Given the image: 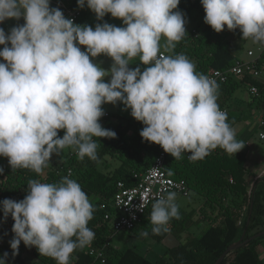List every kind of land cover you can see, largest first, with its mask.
I'll use <instances>...</instances> for the list:
<instances>
[{"label":"clouds","instance_id":"9594fccd","mask_svg":"<svg viewBox=\"0 0 264 264\" xmlns=\"http://www.w3.org/2000/svg\"><path fill=\"white\" fill-rule=\"evenodd\" d=\"M179 3L77 0L78 8L87 7L100 21L93 28L66 18L59 7H50L51 0H0V24L24 21L7 34L0 27V157L11 169L43 175L51 157L66 148L81 160H97L95 138L117 136L99 122L107 104L130 110L144 125L142 140L174 160L191 153L189 161H200L217 148L230 155L241 151L245 145L217 103V82L197 72L184 54H164L187 34ZM201 5L204 23L216 33L239 29L242 39L264 45V0H201ZM109 14L123 26L103 22ZM100 56L111 59L110 70L95 62ZM137 59L143 71L129 67ZM176 195L170 191L152 204L154 235L180 219ZM0 212L4 222L9 216L14 222L13 257L23 242L56 264H70L72 253L95 238L88 227L93 206L68 176L59 183L29 180L24 199L0 201ZM7 262L5 252L0 264Z\"/></svg>","mask_w":264,"mask_h":264},{"label":"trees","instance_id":"16d2710c","mask_svg":"<svg viewBox=\"0 0 264 264\" xmlns=\"http://www.w3.org/2000/svg\"><path fill=\"white\" fill-rule=\"evenodd\" d=\"M67 6L68 9L76 8L77 0H68ZM178 6L185 11L195 8L204 12L201 0H180ZM83 18L84 12L81 9V16L75 23L81 25ZM195 32H189L178 42L170 55L184 54L196 65L197 72L207 76L212 70H225L233 66L244 50L245 39H242L239 29L230 32L225 27L223 32L216 33L204 24ZM256 67L264 74L263 52L258 54ZM243 85H256L262 90L264 78H229L225 83L218 84L219 107L227 111V100ZM253 100L264 110V91L258 100ZM111 117L115 116L108 114L107 117H102L104 121L100 124L115 131L117 136L115 139L95 138L98 142V158L95 161L87 157L81 160L75 151L68 149V152L58 154L57 159L61 161L57 164L56 159L53 164L57 165L51 167L43 178H39L38 174L29 169L12 170L7 158L0 164L3 169V174H0V201L7 198L23 200L27 194L29 180L59 183L65 176L76 180L87 194L94 209L93 219L89 221L88 227L95 233V238L90 245L72 253L70 264H214L229 246L239 240L244 231L246 240L264 230V195L256 187H252L251 193H248V179L254 175L244 168L238 153L230 155L217 148L203 160L195 162L188 159L191 153H187L181 160H172L166 155V175L175 181H184L189 192L200 196L202 203L196 211L187 212L178 207L180 219L173 218L167 226V232L154 235L149 222L152 203L130 231L136 235L147 231V238L161 243L172 232L186 230L192 223L201 222L204 223L205 229L198 237L166 249L155 260L148 259L133 248L121 250L111 246L109 239L114 234L111 223L115 216L111 202L117 183L121 182L126 187L137 185L139 176L151 167L158 149L161 148L142 140L139 133L144 125L140 122L115 117L117 121L111 123L107 121ZM227 117L231 126L237 120L228 114ZM262 130L264 131V127ZM63 135V131L58 133L59 137ZM59 166H62L63 170L57 173ZM250 204L252 209L247 223ZM105 215H109L108 220L104 219ZM195 215L196 220L193 219ZM13 235L5 226L0 212V257L7 252V264H56L55 260L41 256L36 248H26L23 242L20 244L18 255L13 257L9 243ZM263 239L264 236L254 239L229 253L221 264H264L258 251ZM103 247L106 253L104 263L100 260L94 261L88 251ZM229 257L231 258L228 259Z\"/></svg>","mask_w":264,"mask_h":264},{"label":"rangeland","instance_id":"374dc122","mask_svg":"<svg viewBox=\"0 0 264 264\" xmlns=\"http://www.w3.org/2000/svg\"><path fill=\"white\" fill-rule=\"evenodd\" d=\"M178 10L185 14L186 17V24L185 29L186 33L185 36L188 35L189 32L193 28L199 29L204 26V16L205 12H201L198 9H191L188 11L182 10L178 6ZM86 17L89 19L92 23H99L100 21L96 20V17L94 13H92L88 8L86 10ZM108 15L104 17V21L107 20ZM109 24H114L117 27H122V21L113 19L111 16H109L108 19ZM184 36V37H185ZM163 44L164 40L162 39L161 45H162V51H163ZM244 48H253L255 50V53L260 52L261 45L259 43H253L251 39L245 40L243 43ZM84 51L85 49H81ZM171 51L164 52L165 55H170ZM243 58H245V54L243 55ZM96 63H99L101 67H103L105 70H110L111 64L113 63L110 58L105 56L97 57L95 60ZM102 62V63H101ZM130 63H133V65H130V68H135L137 66L141 67V71L144 70V66L139 64V60H134ZM136 63V64H135ZM264 74L261 73L260 79H263ZM110 77L105 78V82H108ZM248 85L239 87L231 97L228 107V112L230 116H235L238 119L234 122L232 127L236 131V139L240 142H242L245 147L238 152L240 161L242 164L252 166L257 169L258 165L261 164V160H264V139L259 138V134H264V131L258 128V122L260 117L262 116V109H260L256 101H254L248 94L247 89ZM237 97L239 100L237 102H234V100ZM236 101V100H235ZM237 106L234 109L233 107ZM123 106L120 104H117L116 106H113L111 104H107L103 106L104 111L111 112V115H114L116 118L122 117V118H129L133 119L130 115L129 111H123ZM236 112V113H235ZM115 117H111L108 122L115 123L117 119ZM135 120V119H134ZM104 120L101 118L99 121L100 123ZM246 129L248 130H254V132L249 136L248 138H244V134L246 133ZM68 149L66 148L60 151V153H66L68 152ZM224 151L223 149H221ZM225 152V151H224ZM187 155V153H182L181 158L175 159V160H181ZM168 158L174 160V158L167 154ZM58 155H53L48 163V166L44 169L43 175L38 174L39 178H43L46 174V172L51 168L55 167L61 160L59 158L57 159ZM5 157H0V163L2 160H4ZM57 159V160H56ZM57 161V164H53L54 161ZM107 161H109L107 159ZM113 163V162H111ZM60 165V164H59ZM115 166V164H112ZM256 188L258 191H261V193L264 195V181L260 182L256 185ZM176 203L178 207L181 209L189 212V211H196L198 207L201 205L202 200L200 196L195 195L193 193H189L188 197H184L180 194L176 195ZM264 205V201H263ZM193 219L196 220L197 216H193ZM205 228L204 223H198L194 224L192 223L186 230H179L172 232L168 240L162 241L161 243H157L153 241L150 238L143 237L141 235H136L130 231H119L113 234V236L109 239V244L117 249H126V248H133L137 250L140 254L144 255L150 260L157 259L162 253L170 248V246H173L174 244H177L179 242H183L186 238L187 241H191L195 237H198L201 234L202 229ZM175 242V243H174ZM259 251V257L264 263V239L261 241L260 245L258 246ZM229 257L228 259H230Z\"/></svg>","mask_w":264,"mask_h":264},{"label":"built area","instance_id":"2783aa9c","mask_svg":"<svg viewBox=\"0 0 264 264\" xmlns=\"http://www.w3.org/2000/svg\"><path fill=\"white\" fill-rule=\"evenodd\" d=\"M80 16L81 9L78 7L67 10L66 18L73 19L74 23ZM192 33L195 34L196 32L193 30ZM260 52L264 53V45L261 46ZM258 54L248 50L245 53V58L239 57L233 66L225 70H212L208 77L215 80L217 84L225 83L229 78L242 79L245 76H250L252 79L260 78L261 72L256 67V59ZM263 91L264 88L261 90L256 85H248L247 87L249 96L255 100H258L261 97ZM220 109L227 113L225 109ZM107 115L108 114H105L104 117H107ZM263 127L264 110H262V116L258 122V128L262 130ZM259 138L264 139V134L260 133ZM166 155L167 154L162 148L158 149V154L155 157L153 164L139 176L137 185L133 187H126L121 182L117 183L116 192L111 202V207L115 215L111 223L112 231L114 233L119 231H131L140 220L141 216L145 213L146 209L159 197L162 195L166 196L170 191H174L176 194H180L184 197L189 196L190 192L184 181H175L166 175L164 170ZM62 170L63 167L59 166L57 173L61 172ZM69 174L70 172L68 171L67 175ZM134 177L137 178V175ZM251 190L252 188L249 189V194L251 193ZM7 199L16 201L21 200L18 198ZM104 219L108 220L109 215H105ZM4 223L12 233L14 222L11 217L9 216L7 221ZM88 253L93 256L94 261L100 260L101 263H104L106 257L105 247L90 249Z\"/></svg>","mask_w":264,"mask_h":264},{"label":"crops","instance_id":"0c3cea01","mask_svg":"<svg viewBox=\"0 0 264 264\" xmlns=\"http://www.w3.org/2000/svg\"><path fill=\"white\" fill-rule=\"evenodd\" d=\"M67 2H68V0H51V4H50V7H59L62 11H63V13H64V15H65V17H66V14H67V10H68V6H67ZM86 10H87V7H85V8H83V12H84V18H83V23L81 24V25H89V26H92L93 28L95 27V23H92L89 19H87V17H86ZM109 16H110V14L108 15V17H107V20H105V22H107L108 23V19H109ZM24 23V21H23V19H21V20H19V21H15V20H8V21H5L3 24H0V27H2L4 30H5V32H6V34L9 32V30L12 28V27H14V26H16L17 24H23ZM100 23V22H99ZM195 31L196 30V28H193L192 30H191V32L192 31ZM2 47L3 46H0V49H2ZM244 48V47H243ZM248 50H251V51H253V52H255V50L253 49V48H244V50H243V52H242V54L240 55V57L241 58H243V55L246 53V51H248ZM257 54V53H256ZM239 80V79H238ZM243 86H246V85H243ZM246 88V87H245ZM247 89V88H246ZM231 98H233V97H230L228 100H227V104H229V102H230V99ZM236 99V101L234 100V102H237V100H239L237 97H235ZM237 106H234L233 108L234 109H238V108H236ZM236 113V112H235ZM105 114H111V112H109V111H105ZM227 114L229 115V112H228V109H227ZM232 117H235V116H232ZM235 118H237V117H235ZM238 119V118H237ZM254 132V130H248V129H246V133L244 134V138H248L249 136H251V134ZM220 149V148H219ZM221 150V149H220ZM222 151V150H221ZM167 154V153H166ZM2 162H3V160H2ZM1 162V163H2ZM0 163V164H1ZM243 166H244V168L245 169H247L249 172H251L253 175H254V177H252V178H249L248 179V190L250 189V188H252V187H256V185L258 184V183H260V182H263L264 181V160L262 161L261 160V164L260 165H258V167H257V169L255 168V166L254 167H252V166H247V165H245V164H243ZM255 182H257L256 183V185H255ZM205 229V228H204ZM204 229H202V231H201V233L203 232V230ZM168 237H169V235L163 240V241H165V240H168ZM188 241H187V238L183 241V242H179V243H177V244H174L173 246H170V248H173V247H175V246H177L178 244H185V243H187ZM175 243V242H174Z\"/></svg>","mask_w":264,"mask_h":264},{"label":"water","instance_id":"95a60500","mask_svg":"<svg viewBox=\"0 0 264 264\" xmlns=\"http://www.w3.org/2000/svg\"><path fill=\"white\" fill-rule=\"evenodd\" d=\"M251 209H252V204H250L249 215H248V218H247V223H248L249 218H250ZM244 236H245V231L242 233V235H241V237L239 238V240H238L236 243H234V244H232L231 246H229V247L223 252V254L217 259V261H215L214 264H221V263L223 262V260L225 259V257H226L229 253H231V252H233V251L239 249L240 247H242V246L248 244L250 241H252V240H254V239H257V238L263 237V236H264V230L261 231V232H258V233H256V234H254L253 236L249 237V238L246 239V240H244Z\"/></svg>","mask_w":264,"mask_h":264}]
</instances>
